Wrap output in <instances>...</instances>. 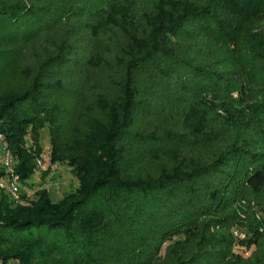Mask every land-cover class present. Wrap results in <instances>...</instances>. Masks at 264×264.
Here are the masks:
<instances>
[{"label": "trees", "instance_id": "trees-1", "mask_svg": "<svg viewBox=\"0 0 264 264\" xmlns=\"http://www.w3.org/2000/svg\"><path fill=\"white\" fill-rule=\"evenodd\" d=\"M198 1L0 0V135L15 172L32 178L47 127L51 164L77 180L57 202L0 191V263L164 264L171 242L173 264H189L183 247L235 164L249 166L248 192L264 190V149L255 161L240 140L221 149L223 118L208 113L229 119L228 95L264 98V31L249 29L264 0Z\"/></svg>", "mask_w": 264, "mask_h": 264}, {"label": "rangeland", "instance_id": "rangeland-1", "mask_svg": "<svg viewBox=\"0 0 264 264\" xmlns=\"http://www.w3.org/2000/svg\"><path fill=\"white\" fill-rule=\"evenodd\" d=\"M207 3L208 0H199L196 7H204ZM123 10L124 8L119 10V13L123 14ZM260 23H253L249 29L264 31V22ZM196 51L205 54L202 47ZM227 101L232 115L229 116L231 121L224 110L218 107L208 109L213 120L223 118L218 123L224 131V141L220 147L223 149L224 142L232 145L236 139L240 140V143L251 145L249 151L255 155V161L259 158L256 152L264 149V116L259 117L253 110L257 105H264V98L260 95H228ZM186 107L189 109L188 104ZM261 111L264 113V110ZM68 128L69 122L65 124L63 131ZM38 134L42 150L38 158L42 155L49 157L51 139L48 128L43 127ZM31 144L29 135L26 138V147ZM16 165L15 163L14 169ZM233 167H236V178L220 186L218 201L210 203L203 216L198 219L197 236L186 242L183 247V253L195 258L189 264H264V190L259 196H253L245 189L242 181V176L249 166L238 162ZM0 172H3L1 168ZM76 188L77 180L65 163L51 164L46 173H40L35 168L31 179L26 183L20 180V190L31 201L37 193L46 191L51 199L57 202ZM211 239H216L218 243L211 244ZM173 247L171 242L163 245L159 259L164 264H173V258L170 256ZM6 264H13V261H7Z\"/></svg>", "mask_w": 264, "mask_h": 264}, {"label": "built area", "instance_id": "built-area-1", "mask_svg": "<svg viewBox=\"0 0 264 264\" xmlns=\"http://www.w3.org/2000/svg\"><path fill=\"white\" fill-rule=\"evenodd\" d=\"M15 163L16 158L12 155L7 141L0 135V168L4 174L0 182V191L7 194L14 203L23 205L25 201L21 195L20 177L14 169ZM50 167L51 162L49 157L42 155L36 159L35 168L38 172L46 173Z\"/></svg>", "mask_w": 264, "mask_h": 264}]
</instances>
